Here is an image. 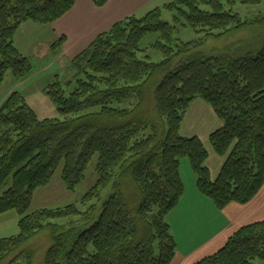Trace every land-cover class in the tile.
<instances>
[{
  "label": "trees",
  "instance_id": "16d2710c",
  "mask_svg": "<svg viewBox=\"0 0 264 264\" xmlns=\"http://www.w3.org/2000/svg\"><path fill=\"white\" fill-rule=\"evenodd\" d=\"M105 7L109 0H90ZM262 0H171L173 22H186L197 39L175 38L176 27L154 8L120 20L69 61L73 81H54L43 94L57 117L38 119L19 92L0 106V215L15 211L19 232L0 239V264H33L25 249L47 231L41 264H171L176 241L168 216L184 195L180 160L187 158L199 193L223 210L253 202L264 189V16L245 20L236 5ZM75 0H0V87L9 72L27 80L32 65L14 38L25 23L60 21ZM251 33L222 51L207 41ZM162 58L141 56L140 44ZM65 36L50 46L60 53ZM74 87L71 92L66 89ZM209 104L221 122L210 144L222 159L213 179L208 150L196 136L180 135L193 101ZM96 183L79 202L30 212L34 191L61 169L66 191L85 179L93 158ZM128 181V182H127ZM130 185L133 192L126 187ZM89 207V208H83ZM264 264V220L245 225L222 248L189 264Z\"/></svg>",
  "mask_w": 264,
  "mask_h": 264
},
{
  "label": "rangeland",
  "instance_id": "374dc122",
  "mask_svg": "<svg viewBox=\"0 0 264 264\" xmlns=\"http://www.w3.org/2000/svg\"><path fill=\"white\" fill-rule=\"evenodd\" d=\"M78 1L80 3L81 0H77V2ZM170 2L171 0L157 1V8H160L162 11L161 21L176 27L174 34L177 39L179 38L184 42H189L190 40L199 38L200 36H197L190 27L186 26V22L182 20L178 24L173 22L174 13L167 9L164 10L165 5ZM96 8L102 11H96V9L94 13H91L80 3L70 16L60 20V22L48 26L26 23L20 28L21 30L17 32L14 38L15 45L19 52L22 53L24 57L28 58L32 65L29 80L25 84L19 86L20 93L24 96L27 104H29L31 109L35 112L39 120L57 117V111L53 103L43 94L44 89L47 88L46 86L56 80L60 83L73 81L77 71L74 67L70 68V62L68 63L67 60L71 61L73 57L80 55L96 39L98 34L107 32L108 29L116 24L115 22H110L107 28H104L101 32L94 33V21L104 12V7ZM234 8L235 12L245 20H253L256 17L264 16V0L256 7L236 5ZM149 12L145 10L142 14L137 13V15L130 16L140 19ZM62 34L65 35L66 39L62 44L63 49L71 51L65 58L61 57L62 53H58L59 51L53 52L50 50V46L57 42ZM249 37L251 38V33L242 32L235 37H229L219 41H207L203 46V50L209 53L222 51L227 45H231V43L236 42L239 38L246 40ZM157 39L158 36H149L140 44L143 51L141 56L147 55L154 64L162 60L160 55L156 52L154 53L150 47ZM14 87L15 83L8 72L0 87V103ZM73 89L74 87H69L66 91L71 92ZM184 116L180 126V135L184 137L197 136V138L201 140L205 150H208L209 155L207 163L210 169L209 171L211 172V177L214 179L217 176L219 163L222 162V159L212 150L209 136L212 131H214L213 129L216 127L215 124L217 121L219 122L220 120L217 115H215L211 106L200 99L193 101L191 108ZM97 159L98 158L95 157L89 163L88 169L85 172V180L72 192L64 189L62 180H60L61 169L59 167L48 186L34 191L30 212L44 208L56 209V207H65L68 206V204H75L79 209L82 208L81 205H79L80 200L90 192L97 181L95 175ZM179 173L181 175L184 191H186V197L191 199L183 200L177 209H175L174 215L171 218L168 217L167 222L169 221L168 223L171 225L170 233L173 235V238L176 237L177 239L176 243H178V249L184 251V235L180 232L182 223L183 225L186 224L187 220L192 222L193 225L197 223L196 225L198 227L203 228V230L205 228L206 233H208L215 227L216 223L221 222L223 216L219 214L218 211L220 210L215 208L212 201L203 198L197 192L196 176L193 174L190 163L185 157L180 160ZM126 189L130 193L133 192L129 184ZM197 196H201L202 198L196 199ZM18 220L19 218L15 211H9L0 215V239L9 238L10 236L18 234ZM47 237V231L42 232L35 236L32 241L25 246V249L33 250L36 253L33 264H41L46 248L49 245ZM195 241L198 242V240ZM12 264H21V260L13 262ZM253 264H261V262L256 261L253 262Z\"/></svg>",
  "mask_w": 264,
  "mask_h": 264
},
{
  "label": "crops",
  "instance_id": "0c3cea01",
  "mask_svg": "<svg viewBox=\"0 0 264 264\" xmlns=\"http://www.w3.org/2000/svg\"><path fill=\"white\" fill-rule=\"evenodd\" d=\"M157 1L158 0H109L108 4H106V6L103 8L104 12H102V15H100V17L96 18L94 21V26H95L94 33L101 32V30L107 28L110 22L117 23L124 18L130 17V15H137V13L142 14V12H145V10H147V12L152 11L154 8L158 7ZM75 3L76 5L71 9V11L67 13L66 16H64L60 20H63L64 18L70 16V14L77 9L80 3H82V6H84L91 13H94L95 10L97 9L90 0H81L80 3L79 1L77 2V0H75ZM96 11H102V10L97 9ZM62 35L65 36L64 34ZM60 53H62V56L61 55L60 56L65 58L66 55L71 53V51L68 49H63V47H61ZM67 62L69 63L68 60ZM28 80L29 77L24 82L15 83L14 89L11 92H9L8 95L4 97V99L7 98L12 92H16V91L20 92L19 86L25 84ZM4 99L0 103V106L4 102ZM215 125L216 127H214L213 129L214 131H212V133L222 127L220 121L219 122L217 121ZM222 164L223 162L219 163L217 175L219 173ZM207 167L209 169L208 163H207ZM196 190L199 193L197 187ZM185 192L183 197L181 198L180 203L185 199H191L186 197ZM201 196H197L196 199L203 197ZM177 207L175 209H177ZM175 209L168 216L169 218H171L174 215ZM218 212L223 216L221 218V222L216 223L215 227L212 230H210V232L208 233H206L205 228L203 230V228L198 227L196 225L197 223L193 225V223L189 222L188 220L186 221V224L183 225L182 223V229H180V232L184 235L185 250L184 251L179 250L178 243H176L177 246L176 255L171 264H189L199 261V259H202L204 257L210 256L211 254L220 250L224 245V243L226 242V240L231 235H233L237 229L244 227L245 225L254 224L259 221H263L264 220V189L260 192L259 196L250 204L244 206L238 204H232ZM174 239L175 241L177 240L176 237ZM195 240H198V242H196Z\"/></svg>",
  "mask_w": 264,
  "mask_h": 264
}]
</instances>
